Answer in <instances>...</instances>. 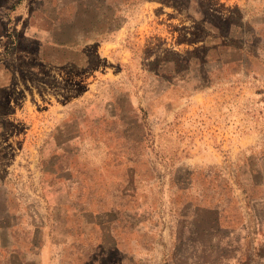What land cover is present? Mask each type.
Listing matches in <instances>:
<instances>
[{"label":"rangeland","instance_id":"1","mask_svg":"<svg viewBox=\"0 0 264 264\" xmlns=\"http://www.w3.org/2000/svg\"><path fill=\"white\" fill-rule=\"evenodd\" d=\"M0 264H264V0H0Z\"/></svg>","mask_w":264,"mask_h":264}]
</instances>
